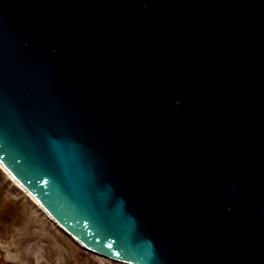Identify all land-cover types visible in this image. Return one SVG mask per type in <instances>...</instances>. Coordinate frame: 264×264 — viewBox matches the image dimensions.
Segmentation results:
<instances>
[{
  "label": "water",
  "instance_id": "1",
  "mask_svg": "<svg viewBox=\"0 0 264 264\" xmlns=\"http://www.w3.org/2000/svg\"><path fill=\"white\" fill-rule=\"evenodd\" d=\"M0 163L127 264H264V0H0Z\"/></svg>",
  "mask_w": 264,
  "mask_h": 264
},
{
  "label": "rangeland",
  "instance_id": "2",
  "mask_svg": "<svg viewBox=\"0 0 264 264\" xmlns=\"http://www.w3.org/2000/svg\"><path fill=\"white\" fill-rule=\"evenodd\" d=\"M0 264H121L87 252L0 169Z\"/></svg>",
  "mask_w": 264,
  "mask_h": 264
},
{
  "label": "bare ground",
  "instance_id": "3",
  "mask_svg": "<svg viewBox=\"0 0 264 264\" xmlns=\"http://www.w3.org/2000/svg\"><path fill=\"white\" fill-rule=\"evenodd\" d=\"M0 169L5 172V174H7V176L12 180V178L9 176V174L3 169V167L0 165ZM14 182V180H12ZM14 184H16L18 186V184L16 182H14Z\"/></svg>",
  "mask_w": 264,
  "mask_h": 264
}]
</instances>
